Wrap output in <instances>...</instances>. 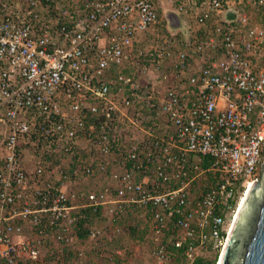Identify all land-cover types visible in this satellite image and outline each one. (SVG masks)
Wrapping results in <instances>:
<instances>
[{
  "label": "built area",
  "instance_id": "2783aa9c",
  "mask_svg": "<svg viewBox=\"0 0 264 264\" xmlns=\"http://www.w3.org/2000/svg\"><path fill=\"white\" fill-rule=\"evenodd\" d=\"M167 2L180 43L149 41L158 0H0V264L102 252L133 213L157 262L217 263L264 162V0Z\"/></svg>",
  "mask_w": 264,
  "mask_h": 264
},
{
  "label": "rangeland",
  "instance_id": "374dc122",
  "mask_svg": "<svg viewBox=\"0 0 264 264\" xmlns=\"http://www.w3.org/2000/svg\"><path fill=\"white\" fill-rule=\"evenodd\" d=\"M160 3V22L155 31V36H152L149 41L157 43L160 40L159 37L171 39V36H176V41L181 42L186 38V32L184 25L177 27L178 23L170 22V12L173 8L167 2V0H158ZM158 36V37H156ZM152 43V44H153ZM150 43L145 46L148 47ZM145 66L146 71L143 72L140 81L148 83L152 80L156 82V76L158 74H168L171 71V67L168 64L162 66L159 70H156L155 65L151 63L147 57L140 65L138 69ZM152 77V78H151ZM85 181L82 180V187L85 188ZM137 222L136 214H132L125 218L124 228L125 232L119 236L106 240L101 244L103 247L102 252H98V245L89 244L83 238L80 244H76L75 248L81 250L82 256L70 253L68 257L64 259L65 264H184V261L179 257H170L163 263L157 262L152 258L150 254L151 243L147 239L146 234L140 229H132L131 224ZM211 259V255L207 256ZM49 261H52L51 257H48Z\"/></svg>",
  "mask_w": 264,
  "mask_h": 264
},
{
  "label": "water",
  "instance_id": "95a60500",
  "mask_svg": "<svg viewBox=\"0 0 264 264\" xmlns=\"http://www.w3.org/2000/svg\"><path fill=\"white\" fill-rule=\"evenodd\" d=\"M259 172L245 190L216 264H264V162Z\"/></svg>",
  "mask_w": 264,
  "mask_h": 264
},
{
  "label": "trees",
  "instance_id": "16d2710c",
  "mask_svg": "<svg viewBox=\"0 0 264 264\" xmlns=\"http://www.w3.org/2000/svg\"><path fill=\"white\" fill-rule=\"evenodd\" d=\"M87 217L88 218L91 217V214L88 213ZM80 227H81V224H80ZM132 229L135 230V228H132ZM78 237L80 239L86 238L87 232L83 231V230H79L78 231ZM171 250L173 253V256H171V257H174V258L179 257L184 261V264H186L185 259L183 258L181 251L177 252L176 250H173V249H171ZM193 264H215V260H211V259H207V258H198Z\"/></svg>",
  "mask_w": 264,
  "mask_h": 264
},
{
  "label": "crops",
  "instance_id": "0c3cea01",
  "mask_svg": "<svg viewBox=\"0 0 264 264\" xmlns=\"http://www.w3.org/2000/svg\"><path fill=\"white\" fill-rule=\"evenodd\" d=\"M102 221H95L94 223H95V225H97V226H103V225H105L104 223H101Z\"/></svg>",
  "mask_w": 264,
  "mask_h": 264
},
{
  "label": "flooded vegetation",
  "instance_id": "af4514ba",
  "mask_svg": "<svg viewBox=\"0 0 264 264\" xmlns=\"http://www.w3.org/2000/svg\"><path fill=\"white\" fill-rule=\"evenodd\" d=\"M261 169H262V168H260V172H261ZM260 172H259V173H260ZM259 178H260V174H259V176H258V179H259Z\"/></svg>",
  "mask_w": 264,
  "mask_h": 264
},
{
  "label": "bare ground",
  "instance_id": "6f19581e",
  "mask_svg": "<svg viewBox=\"0 0 264 264\" xmlns=\"http://www.w3.org/2000/svg\"><path fill=\"white\" fill-rule=\"evenodd\" d=\"M242 200V199H241ZM241 200H240V202H241ZM240 204V203H239ZM218 261V260H217Z\"/></svg>",
  "mask_w": 264,
  "mask_h": 264
}]
</instances>
